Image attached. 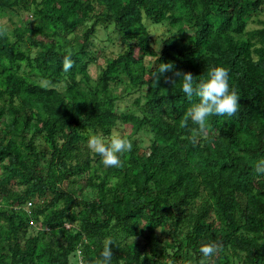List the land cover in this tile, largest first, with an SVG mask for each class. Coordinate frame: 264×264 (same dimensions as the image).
I'll use <instances>...</instances> for the list:
<instances>
[{
    "label": "trees",
    "instance_id": "obj_1",
    "mask_svg": "<svg viewBox=\"0 0 264 264\" xmlns=\"http://www.w3.org/2000/svg\"><path fill=\"white\" fill-rule=\"evenodd\" d=\"M0 26V264H96L107 237L112 264H201L207 243L205 264H264V0H0ZM217 66L240 110L194 133L175 73ZM113 132L122 168L87 147Z\"/></svg>",
    "mask_w": 264,
    "mask_h": 264
},
{
    "label": "clouds",
    "instance_id": "obj_2",
    "mask_svg": "<svg viewBox=\"0 0 264 264\" xmlns=\"http://www.w3.org/2000/svg\"><path fill=\"white\" fill-rule=\"evenodd\" d=\"M7 29L0 26V35L6 34ZM67 55L64 56L62 62L63 72H69L74 61L72 60L71 49H65ZM173 70L172 63H161L156 68L154 75L157 81L164 76L165 73ZM176 76L182 77L181 91L189 99L193 97L197 102L192 104L184 114L181 120V127H187L189 120L200 134L207 131L209 120L214 116L232 117L240 110V96L235 89L230 90L229 71L224 67H213L208 71V78L195 82L191 72L176 71ZM168 80V77H165ZM175 81H172V84ZM88 149L99 156L105 168H122L123 161L121 159L126 153L132 151V141L120 132H113L109 138H105L100 134L91 135L87 141ZM256 173L264 175V160H260L256 164ZM135 240V237H134ZM114 240L110 237L105 238L103 242V250L100 253L101 259L96 261V264H112V246ZM222 246L217 243H207L200 246L202 259L201 264H205L207 258H211L218 254Z\"/></svg>",
    "mask_w": 264,
    "mask_h": 264
},
{
    "label": "rangeland",
    "instance_id": "obj_3",
    "mask_svg": "<svg viewBox=\"0 0 264 264\" xmlns=\"http://www.w3.org/2000/svg\"><path fill=\"white\" fill-rule=\"evenodd\" d=\"M23 19L25 22H30L32 19V16L28 13H24ZM1 22H5L8 25L11 24V22L8 20V18H3ZM150 31L153 39L155 40V47L159 48L160 46V39L166 36V27L163 25H150ZM97 42L100 44L102 43L100 40H97ZM103 62V58L99 59V64ZM98 67L97 65L93 64L90 66V72L95 77L97 75ZM129 128L127 127L126 130Z\"/></svg>",
    "mask_w": 264,
    "mask_h": 264
},
{
    "label": "built area",
    "instance_id": "obj_4",
    "mask_svg": "<svg viewBox=\"0 0 264 264\" xmlns=\"http://www.w3.org/2000/svg\"><path fill=\"white\" fill-rule=\"evenodd\" d=\"M32 205V203L31 202H28V206H31ZM31 223L33 224L34 222L33 221H31ZM67 226H69V225H67ZM77 253H78V260H79V264H85V262H84V254H83V252L81 251V249H79L78 251H77Z\"/></svg>",
    "mask_w": 264,
    "mask_h": 264
},
{
    "label": "water",
    "instance_id": "obj_5",
    "mask_svg": "<svg viewBox=\"0 0 264 264\" xmlns=\"http://www.w3.org/2000/svg\"><path fill=\"white\" fill-rule=\"evenodd\" d=\"M263 138H264V135H263Z\"/></svg>",
    "mask_w": 264,
    "mask_h": 264
}]
</instances>
